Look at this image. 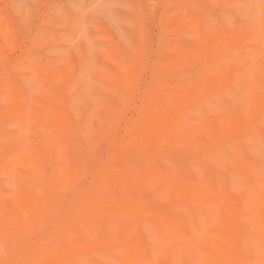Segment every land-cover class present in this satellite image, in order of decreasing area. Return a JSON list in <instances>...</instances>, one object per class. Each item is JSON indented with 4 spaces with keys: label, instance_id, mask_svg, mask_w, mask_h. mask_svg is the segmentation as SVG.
Masks as SVG:
<instances>
[{
    "label": "rangeland",
    "instance_id": "1",
    "mask_svg": "<svg viewBox=\"0 0 264 264\" xmlns=\"http://www.w3.org/2000/svg\"><path fill=\"white\" fill-rule=\"evenodd\" d=\"M0 264H264V0H0Z\"/></svg>",
    "mask_w": 264,
    "mask_h": 264
}]
</instances>
